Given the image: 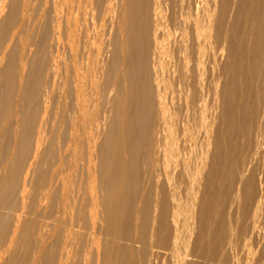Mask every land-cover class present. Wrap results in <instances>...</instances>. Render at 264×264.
<instances>
[{
  "label": "bare ground",
  "instance_id": "bare-ground-1",
  "mask_svg": "<svg viewBox=\"0 0 264 264\" xmlns=\"http://www.w3.org/2000/svg\"><path fill=\"white\" fill-rule=\"evenodd\" d=\"M5 8L0 264H264V0Z\"/></svg>",
  "mask_w": 264,
  "mask_h": 264
},
{
  "label": "rangeland",
  "instance_id": "rangeland-1",
  "mask_svg": "<svg viewBox=\"0 0 264 264\" xmlns=\"http://www.w3.org/2000/svg\"><path fill=\"white\" fill-rule=\"evenodd\" d=\"M8 3H9V0H7V2H6V0L4 1V3H3V5H4V10H3V12L5 11L6 12V14H7V8H5V7H7L8 6ZM7 9V10H6ZM2 12V14L3 15H1V17H0V19H2V18H4L3 16L5 15V12L3 13ZM6 16V15H5Z\"/></svg>",
  "mask_w": 264,
  "mask_h": 264
}]
</instances>
